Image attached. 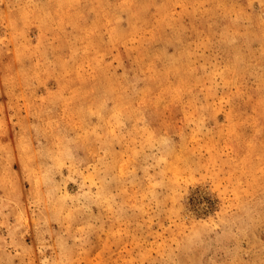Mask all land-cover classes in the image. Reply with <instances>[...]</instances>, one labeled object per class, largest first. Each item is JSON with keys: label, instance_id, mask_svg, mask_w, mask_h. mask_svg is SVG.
<instances>
[{"label": "rangeland", "instance_id": "rangeland-1", "mask_svg": "<svg viewBox=\"0 0 264 264\" xmlns=\"http://www.w3.org/2000/svg\"><path fill=\"white\" fill-rule=\"evenodd\" d=\"M0 264H264V0H0Z\"/></svg>", "mask_w": 264, "mask_h": 264}]
</instances>
